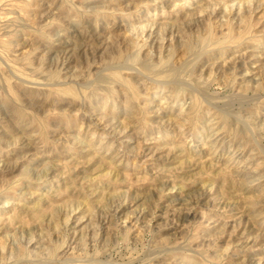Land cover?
I'll return each mask as SVG.
<instances>
[{"label": "rangeland", "instance_id": "374dc122", "mask_svg": "<svg viewBox=\"0 0 264 264\" xmlns=\"http://www.w3.org/2000/svg\"><path fill=\"white\" fill-rule=\"evenodd\" d=\"M0 264H264V0H0Z\"/></svg>", "mask_w": 264, "mask_h": 264}, {"label": "bare ground", "instance_id": "6f19581e", "mask_svg": "<svg viewBox=\"0 0 264 264\" xmlns=\"http://www.w3.org/2000/svg\"><path fill=\"white\" fill-rule=\"evenodd\" d=\"M174 72V71H173ZM176 77V76H175ZM173 78V77H172ZM210 137V136H209Z\"/></svg>", "mask_w": 264, "mask_h": 264}]
</instances>
